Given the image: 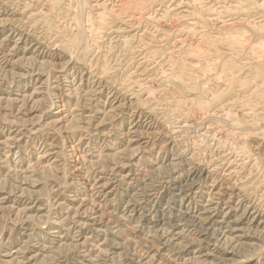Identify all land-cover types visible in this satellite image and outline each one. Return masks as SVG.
Masks as SVG:
<instances>
[{
	"label": "rangeland",
	"instance_id": "1",
	"mask_svg": "<svg viewBox=\"0 0 264 264\" xmlns=\"http://www.w3.org/2000/svg\"><path fill=\"white\" fill-rule=\"evenodd\" d=\"M92 263L264 264V0H0V264Z\"/></svg>",
	"mask_w": 264,
	"mask_h": 264
},
{
	"label": "bare ground",
	"instance_id": "2",
	"mask_svg": "<svg viewBox=\"0 0 264 264\" xmlns=\"http://www.w3.org/2000/svg\"><path fill=\"white\" fill-rule=\"evenodd\" d=\"M61 77V76H60ZM66 78V77H65ZM92 87V86H91ZM107 94V93H106ZM107 97V96H106ZM79 101V100H78ZM106 103V102H105ZM61 109V108H60ZM63 109V108H62ZM62 109L60 110V111H62ZM62 113V112H61ZM92 115V114H91ZM130 115V114H129ZM148 121V120H147ZM146 121V122H147ZM151 123V122H150ZM136 125V124H135ZM131 126V125H130ZM133 130V129H132ZM122 131V130H121ZM139 132V131H138ZM146 136H148V135H146ZM145 138V137H144ZM133 139H135V138H133ZM170 156V155H169ZM177 163V162H176ZM181 164V163H180ZM141 169V168H140ZM132 174V173H131ZM168 177V176H167ZM145 184V183H144ZM180 185V184H179ZM208 186V185H207ZM212 186V185H211ZM206 187V186H205ZM208 188V187H207ZM141 190V189H140ZM190 190V189H189ZM214 190V189H213ZM93 191V190H92ZM201 191H202V189H201ZM179 192V191H178ZM204 192V191H203ZM143 193V192H142ZM207 193H209V192H207ZM192 194V193H191ZM207 195V194H206ZM181 197V196H180ZM212 197V196H211ZM134 199V198H133ZM189 199V198H188ZM141 202V201H140ZM206 204V203H205ZM171 206V205H170ZM173 207V206H172ZM204 208V207H203ZM206 208V207H205ZM159 209V208H158ZM204 211V210H203ZM159 212V211H158ZM215 212V211H214ZM199 213V212H198ZM197 213V214H198ZM200 215V214H199ZM237 215V214H236ZM243 215V214H242ZM204 216V215H203ZM214 216V215H213ZM157 217V216H156ZM217 218V217H216ZM57 220H59V219H57ZM57 220H56V222H57ZM221 220V219H220ZM232 220H233V218H232ZM214 221H216V220H214ZM59 222V221H58ZM225 222V221H224ZM228 222V221H227ZM61 223V222H60ZM114 223V222H113ZM212 223V222H211ZM221 223V222H220ZM59 225V224H58ZM62 226V225H61ZM159 226V225H158ZM231 226V225H230ZM242 226V225H241ZM210 227V226H209ZM234 228V227H233ZM213 229V228H212ZM172 230V229H171ZM179 230V229H178ZM224 230V229H223ZM51 231V230H50ZM54 231V230H53ZM58 232V231H57ZM60 234V233H59ZM224 234V233H223ZM55 235V234H54ZM57 235V234H56ZM222 235V234H221ZM226 235V234H225ZM232 235H234V234H232ZM59 236V235H58ZM224 237V236H223ZM76 240V239H75ZM201 241V240H200ZM76 242V241H75ZM77 244V243H76ZM40 245V244H39ZM99 246V245H98ZM97 246V247H98ZM78 247V246H77ZM96 248V247H95ZM83 249V248H82ZM99 249V248H98ZM92 250H94V248L92 249ZM208 250V249H207ZM213 252V251H212ZM86 253V252H85ZM208 253H209V251H208ZM98 254V253H97ZM96 257V256H95ZM89 258V257H88ZM97 258V257H96ZM100 259V258H99ZM101 262V261H100ZM93 264V263H92ZM127 264V263H126Z\"/></svg>",
	"mask_w": 264,
	"mask_h": 264
}]
</instances>
